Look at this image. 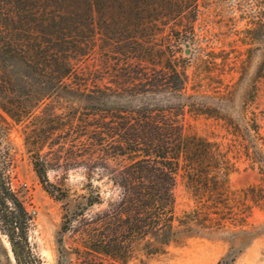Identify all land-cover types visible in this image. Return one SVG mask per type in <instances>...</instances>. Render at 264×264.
Instances as JSON below:
<instances>
[{
  "label": "trees",
  "instance_id": "trees-1",
  "mask_svg": "<svg viewBox=\"0 0 264 264\" xmlns=\"http://www.w3.org/2000/svg\"><path fill=\"white\" fill-rule=\"evenodd\" d=\"M104 9L120 14L149 13L144 26L164 31L170 22L177 25L176 20L196 15L197 0H0V109L11 121L23 125L26 151L47 192L52 194L54 188L47 177L49 160L54 158L50 155L56 158L65 151L68 166L106 172L119 194L92 218L90 249L125 262L137 247L135 242L142 243L140 249L151 256L210 231L211 225L199 207L176 214V179H184L195 196L206 190L218 193L233 170V162L218 144L184 133L180 116L189 112L222 120L225 130L252 162L259 155L253 142L260 135L252 85L247 94L238 97L239 105L234 109L236 82L224 83L219 77L201 72L190 77L186 67L179 65L175 49L169 50L167 72L161 79L152 77L142 65H137L136 71L129 65L122 67L124 72L114 75L110 84L90 77V70L79 74L76 61L82 53L78 46H66L69 27L67 23L55 25V17L74 10L89 14ZM174 25L169 27L173 30ZM183 30L193 31L189 23L183 25ZM33 37L35 41L31 42ZM10 59L20 60L41 84L47 83L41 87L46 91L41 94L29 86L22 92L16 88L5 65ZM261 72L264 77L263 68ZM71 76L78 78L75 84L79 90L87 88L90 78L89 90L94 93L149 92L160 82L180 101L131 110L84 107L54 113L39 109L49 94L63 87ZM225 108L234 109L235 120L220 113ZM45 144L49 156L41 154ZM109 162L115 167L109 169ZM55 188L60 192L55 195L57 199L67 196L60 187ZM80 197L72 215L103 202L99 188L91 181ZM32 221L11 186L9 173L0 165V232L6 236L16 264L39 263L28 241Z\"/></svg>",
  "mask_w": 264,
  "mask_h": 264
},
{
  "label": "rangeland",
  "instance_id": "rangeland-1",
  "mask_svg": "<svg viewBox=\"0 0 264 264\" xmlns=\"http://www.w3.org/2000/svg\"><path fill=\"white\" fill-rule=\"evenodd\" d=\"M148 17L150 14L145 12L120 14L104 9L88 14L74 10L72 14L55 17V25L67 23L70 38L66 46L71 49L78 46L82 53L76 61L79 74L90 70V77L100 83L110 84L114 75L123 73L122 67L127 65L135 71L137 65H142L152 77L161 79L167 72L169 50L175 49L179 65L186 67L190 77L201 72L219 77L224 83L236 82L234 109L238 108V97L247 94L252 85L260 135L253 142L259 151L257 160L252 162L245 157L222 120L185 112L180 116L184 133L215 142L233 162V170L218 193L206 190L195 196L184 179L180 176L176 179L173 189L176 214L199 207L211 225L210 231L151 256L140 249L142 243L135 242L137 247L122 262L90 249V222L117 199L119 188L102 169L91 172L84 166H68L65 151L55 158L45 144L41 154L54 157L47 168V177L54 188L52 194L47 192L26 151L23 125L11 121L0 109L5 119L0 117V165L6 168L12 188L33 217L28 231L31 251L38 264H264V77L260 76L264 69V0H197L196 15L176 20L177 25L170 22L164 31L144 26ZM185 23L192 26V32L183 30ZM5 65L21 92L28 86L37 93L46 91L41 87L47 83L41 84L20 60L10 59ZM135 71L133 75H137ZM77 81V77L68 78L39 109L54 113L84 107L131 110L180 101L160 82L149 92L94 93L89 90L90 78L85 89L79 90ZM233 108L220 113L235 120ZM108 164L109 169L115 167L113 162ZM89 181L99 188L103 202L72 215ZM55 186L66 193L64 199L55 197L60 195ZM0 264H16L9 242L1 232Z\"/></svg>",
  "mask_w": 264,
  "mask_h": 264
}]
</instances>
